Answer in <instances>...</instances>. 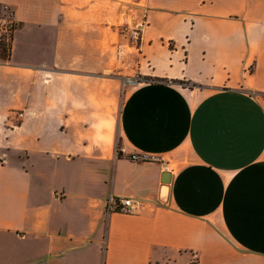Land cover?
I'll list each match as a JSON object with an SVG mask.
<instances>
[{"label":"crops","instance_id":"crops-1","mask_svg":"<svg viewBox=\"0 0 264 264\" xmlns=\"http://www.w3.org/2000/svg\"><path fill=\"white\" fill-rule=\"evenodd\" d=\"M0 7V264H264V0ZM127 9L138 82L115 113ZM110 196L135 209L106 215Z\"/></svg>","mask_w":264,"mask_h":264},{"label":"rangeland","instance_id":"rangeland-1","mask_svg":"<svg viewBox=\"0 0 264 264\" xmlns=\"http://www.w3.org/2000/svg\"><path fill=\"white\" fill-rule=\"evenodd\" d=\"M7 16L8 11L0 7V17L6 18ZM135 18V12L127 9L125 15H122L119 19H112L110 24H108L111 35L110 76L112 83L115 85L113 102L115 113L118 112L123 100L138 82L133 70L134 61L138 53L140 35L139 37L134 35L133 33L139 30L137 27L130 26ZM115 142L117 152H121V140L116 137Z\"/></svg>","mask_w":264,"mask_h":264},{"label":"built area","instance_id":"built-area-1","mask_svg":"<svg viewBox=\"0 0 264 264\" xmlns=\"http://www.w3.org/2000/svg\"><path fill=\"white\" fill-rule=\"evenodd\" d=\"M6 10V9H5ZM8 11V16L6 18L0 19V44H4L9 50L10 42L12 41L13 34L16 30V25L12 19V12ZM140 28L137 27L139 31H135L133 34L139 37ZM18 117H22V113L18 114ZM130 159L136 162H158L159 159L155 156H149L146 154H133ZM164 171H168L164 168ZM136 204L129 198H116L110 196L105 201V214L109 215L112 213H122L128 214L135 209Z\"/></svg>","mask_w":264,"mask_h":264},{"label":"trees","instance_id":"trees-1","mask_svg":"<svg viewBox=\"0 0 264 264\" xmlns=\"http://www.w3.org/2000/svg\"><path fill=\"white\" fill-rule=\"evenodd\" d=\"M8 52L9 50L4 44H0V61H4L8 58Z\"/></svg>","mask_w":264,"mask_h":264},{"label":"water","instance_id":"water-1","mask_svg":"<svg viewBox=\"0 0 264 264\" xmlns=\"http://www.w3.org/2000/svg\"><path fill=\"white\" fill-rule=\"evenodd\" d=\"M163 182H166V180H163Z\"/></svg>","mask_w":264,"mask_h":264}]
</instances>
